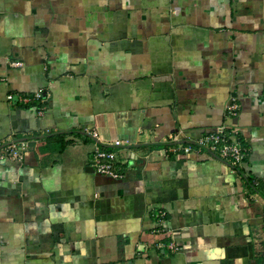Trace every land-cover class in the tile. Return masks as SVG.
Returning <instances> with one entry per match:
<instances>
[{
    "label": "crops",
    "instance_id": "obj_1",
    "mask_svg": "<svg viewBox=\"0 0 264 264\" xmlns=\"http://www.w3.org/2000/svg\"><path fill=\"white\" fill-rule=\"evenodd\" d=\"M37 90L41 116L7 99ZM225 122L241 168L184 152ZM87 128L121 142L124 178L93 169ZM14 139L28 147L0 157V264H264V0H0Z\"/></svg>",
    "mask_w": 264,
    "mask_h": 264
},
{
    "label": "built area",
    "instance_id": "obj_2",
    "mask_svg": "<svg viewBox=\"0 0 264 264\" xmlns=\"http://www.w3.org/2000/svg\"><path fill=\"white\" fill-rule=\"evenodd\" d=\"M14 65H22L20 61L13 62ZM48 95L43 90L33 93H8V101L14 104L34 107L36 113L41 116L45 112V102ZM227 114L229 117L237 116L241 105L236 99H232L227 104ZM85 132L96 140L95 148L92 152V167L101 174L114 179H122L125 173L118 168L117 153L113 146L121 144L119 140L112 142L103 141L99 132L94 128H87ZM28 147L25 139H14L0 142V157L10 160H21L24 157V150ZM185 153L207 152L214 157L227 161L236 169L242 167L244 160L249 153V147L242 141L240 129L234 125L223 123L216 128L201 134L194 141L188 142L183 147ZM163 216V212L160 213ZM170 248L174 251L178 249L175 243H170Z\"/></svg>",
    "mask_w": 264,
    "mask_h": 264
}]
</instances>
